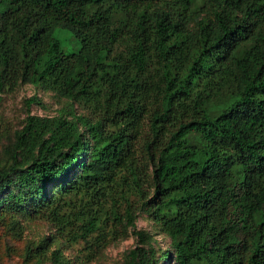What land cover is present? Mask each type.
I'll return each instance as SVG.
<instances>
[{
  "label": "trees",
  "instance_id": "obj_1",
  "mask_svg": "<svg viewBox=\"0 0 264 264\" xmlns=\"http://www.w3.org/2000/svg\"><path fill=\"white\" fill-rule=\"evenodd\" d=\"M20 83L66 103L0 152L13 236L40 216L89 250L133 233L124 264H264V0H0V88ZM51 237L25 258L72 264Z\"/></svg>",
  "mask_w": 264,
  "mask_h": 264
},
{
  "label": "rangeland",
  "instance_id": "obj_2",
  "mask_svg": "<svg viewBox=\"0 0 264 264\" xmlns=\"http://www.w3.org/2000/svg\"><path fill=\"white\" fill-rule=\"evenodd\" d=\"M54 34L60 39L66 51L79 49L80 40L69 28L57 26L54 28ZM33 94H37L41 102L27 104L26 98ZM65 103V98L58 97L53 91L43 90L31 83H20L13 88H0V152L13 138L15 131L23 125L28 111L52 115ZM216 108L218 110V107ZM77 109L82 111L79 107ZM71 209L74 210V208ZM23 225V235L16 237L12 235L5 223L0 222V264H54L51 257L35 263V259H26L24 255L29 239L45 234L52 235L50 249L54 248L59 240H65L60 250L66 257L71 258L72 264H124L128 251L137 243L136 236L130 232L125 237L112 239L103 246L89 250L85 247L86 243L82 237L71 238L68 228L60 229L45 217H25ZM137 226L153 232L158 239V246L165 248L170 243V238L161 232L153 218L146 212L139 214Z\"/></svg>",
  "mask_w": 264,
  "mask_h": 264
}]
</instances>
